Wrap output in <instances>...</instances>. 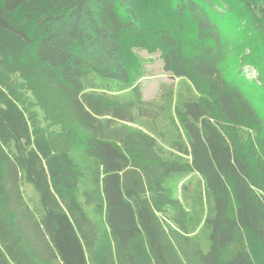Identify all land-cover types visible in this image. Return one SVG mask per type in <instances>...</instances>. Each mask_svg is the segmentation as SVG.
<instances>
[{
    "label": "trees",
    "instance_id": "trees-1",
    "mask_svg": "<svg viewBox=\"0 0 264 264\" xmlns=\"http://www.w3.org/2000/svg\"><path fill=\"white\" fill-rule=\"evenodd\" d=\"M0 264H264V0H0Z\"/></svg>",
    "mask_w": 264,
    "mask_h": 264
},
{
    "label": "rangeland",
    "instance_id": "rangeland-1",
    "mask_svg": "<svg viewBox=\"0 0 264 264\" xmlns=\"http://www.w3.org/2000/svg\"><path fill=\"white\" fill-rule=\"evenodd\" d=\"M143 57H149L153 60V62H149L147 64V77L144 78L140 82V87L142 88L144 98H152L159 88L161 83H169L171 78L169 74H165L161 68V61L158 59L157 55H148L144 51H140ZM248 77H255L256 74L254 72H248Z\"/></svg>",
    "mask_w": 264,
    "mask_h": 264
}]
</instances>
